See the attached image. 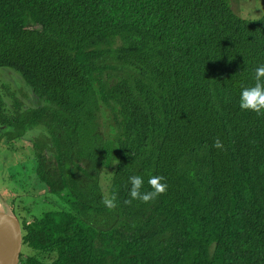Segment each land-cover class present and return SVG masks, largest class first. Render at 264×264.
<instances>
[{
	"label": "trees",
	"instance_id": "16d2710c",
	"mask_svg": "<svg viewBox=\"0 0 264 264\" xmlns=\"http://www.w3.org/2000/svg\"><path fill=\"white\" fill-rule=\"evenodd\" d=\"M261 65L264 14L229 0H0L35 102L0 94V143L31 142L53 206L24 210L18 264H264V112L239 107ZM135 175L166 188L133 200Z\"/></svg>",
	"mask_w": 264,
	"mask_h": 264
},
{
	"label": "rangeland",
	"instance_id": "374dc122",
	"mask_svg": "<svg viewBox=\"0 0 264 264\" xmlns=\"http://www.w3.org/2000/svg\"><path fill=\"white\" fill-rule=\"evenodd\" d=\"M229 4L236 15L246 20H257L264 14V0H229ZM0 94L8 104L11 103V98L8 97L10 94L21 98L25 104H35L19 75L8 68H0ZM35 135L37 136L36 132ZM30 147L31 142L24 140H14L10 144L3 140L0 143V210L11 212L18 219H22L24 210L28 211V205L35 217L53 207L48 202L52 194H44L43 186L36 183L34 176L32 179L36 183L35 188L31 192L27 191L26 177L30 174L32 176L34 168V150ZM103 188L106 189V183ZM22 251L25 248L22 247ZM27 252L36 254L32 250ZM37 256L43 259V254L37 253Z\"/></svg>",
	"mask_w": 264,
	"mask_h": 264
},
{
	"label": "clouds",
	"instance_id": "9594fccd",
	"mask_svg": "<svg viewBox=\"0 0 264 264\" xmlns=\"http://www.w3.org/2000/svg\"><path fill=\"white\" fill-rule=\"evenodd\" d=\"M239 107L242 110H250L256 113L264 112V65L255 69V76L253 77V85L242 88L239 94ZM216 147H220L219 142H216ZM161 177L149 176L147 184L150 186V191H141L142 185L145 181L140 175L129 176V196L131 199H139L142 202H148L154 199L158 194L164 192L166 185L160 183ZM115 197H105L102 203L111 208L114 206Z\"/></svg>",
	"mask_w": 264,
	"mask_h": 264
},
{
	"label": "water",
	"instance_id": "95a60500",
	"mask_svg": "<svg viewBox=\"0 0 264 264\" xmlns=\"http://www.w3.org/2000/svg\"><path fill=\"white\" fill-rule=\"evenodd\" d=\"M21 249L19 220L11 212L0 210V264H18Z\"/></svg>",
	"mask_w": 264,
	"mask_h": 264
},
{
	"label": "flooded vegetation",
	"instance_id": "af4514ba",
	"mask_svg": "<svg viewBox=\"0 0 264 264\" xmlns=\"http://www.w3.org/2000/svg\"><path fill=\"white\" fill-rule=\"evenodd\" d=\"M26 184H27V187H31V180H30V177L29 176H27L26 177V182H25ZM28 189V188H27ZM12 202V201H11ZM18 219V218H17ZM19 220V222H20V226H21V220L20 219H18Z\"/></svg>",
	"mask_w": 264,
	"mask_h": 264
}]
</instances>
